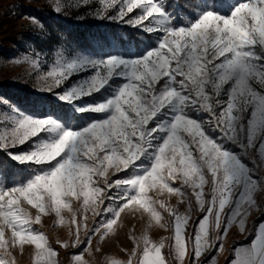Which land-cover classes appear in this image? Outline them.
<instances>
[{"label": "snow or ice", "instance_id": "1", "mask_svg": "<svg viewBox=\"0 0 264 264\" xmlns=\"http://www.w3.org/2000/svg\"><path fill=\"white\" fill-rule=\"evenodd\" d=\"M216 2L190 5L196 10L184 19L180 5L169 11L166 0H105L99 18L155 40L135 55L70 53L54 60L41 79L43 90L64 105L61 112L28 114L5 102L0 151L29 166L31 174L11 186L0 181V264H16L10 248L22 252L26 244L34 246L33 264H59L46 234L33 227L50 214L69 227L71 242L56 241L68 249L82 243L81 229L89 246L93 235L103 241L133 206L148 214V228L153 222L166 227L159 205L172 217L170 248L177 264L186 256L189 264H200L233 224L243 232L254 211L264 212V0H230L227 11L214 7ZM117 4V14L107 16ZM135 9L139 13L129 17ZM74 76L81 78L54 91ZM101 93L100 101L86 99ZM25 144L26 150L11 151ZM177 180L181 187H172L170 181ZM154 191L177 195L189 212L194 197L205 213L191 250L185 238L190 216L155 200L149 195ZM89 212L103 217L91 229ZM222 224L223 234L213 235ZM131 239L127 261L109 257L107 264H168L164 238L153 241L145 231ZM223 247L221 242L217 251ZM233 252L231 264H264V222L249 246ZM71 258L88 264L82 254Z\"/></svg>", "mask_w": 264, "mask_h": 264}, {"label": "rangeland", "instance_id": "2", "mask_svg": "<svg viewBox=\"0 0 264 264\" xmlns=\"http://www.w3.org/2000/svg\"><path fill=\"white\" fill-rule=\"evenodd\" d=\"M169 5L168 10L172 11L176 4L180 5L179 15L184 19H188V14L196 9L190 5H196L204 8L212 4V0H166ZM221 11H227L230 6V0H217L213 5ZM105 7V0H0V109H2L7 102L8 106H16L20 111L28 114H39L42 111L61 112L64 105L57 100V98L50 92L44 91V81L41 79L42 75L50 70L52 62L62 56L67 57L70 53L75 55L86 56H103L107 53H120L135 55L138 50H143L146 45L155 40V35L149 38V34L141 32L139 29L130 25L118 22L111 19H101L99 14ZM59 8V11H57ZM119 4L113 8L107 9V16H115L118 12ZM139 9H135L129 14V17L136 16ZM37 15L46 17L48 15L55 17L64 22L67 28H72L77 25L91 23V33H88V43L84 48L79 50H64L56 49L52 53H41L33 49V47L26 43L23 38L27 36L37 37L44 33V28L41 22L36 18ZM28 17H35L38 23H33ZM128 17H125L127 19ZM148 22L145 21V24ZM125 28L124 31L120 29ZM11 38V39H10ZM21 47L24 50H20ZM39 53V56H36ZM4 55V56H3ZM7 55V57H5ZM87 73H81V76ZM80 76H74L72 81L67 82L54 91L60 92L63 87L79 80ZM104 98V94H96L89 99L92 102L100 101ZM78 116L80 114H77ZM95 115V114H93ZM197 118H201L196 113H193ZM75 123V121H74ZM208 134L216 136L211 128H207ZM28 145L19 146L11 151L19 152L26 150ZM16 165L13 171V177L6 173H0V181L11 186L14 183L26 180L31 172L27 165H20L13 161ZM54 163V162H53ZM35 168L37 166H31ZM123 176L124 173H120ZM115 179V177H112ZM172 187H181L180 181L174 183L170 181ZM189 192L190 190L184 189ZM207 191V190H206ZM155 200H163L166 205L178 208L180 213H188L190 216L189 223L185 230V238L188 240V248L191 250L194 240L196 225L199 220L205 215L200 211L192 197V208L189 212L187 203H179V197L174 194H169L167 191L159 193L157 191L150 192ZM105 203H108L107 201ZM79 202L74 201L73 207L79 208ZM24 207L31 212L33 217L37 214L35 209L24 204ZM157 210L161 212L164 217L166 227H160L154 222L151 228H148L149 216L138 209V206H133L121 213L120 219L115 227V232L109 234L103 241L100 240L99 235L92 236V242L89 246L84 230L81 229L80 238L82 243L78 247H69L68 249L61 248L56 241L68 240L69 227L67 225L57 224L54 214L42 216V222L39 225H33L34 229L46 234L51 246L59 253L57 259L59 264H74L72 254H82L88 264H107L109 257L118 258L122 261H127L128 254L134 247L131 237H139L145 231L148 232L150 239L159 242L162 238L165 239L166 247L162 250L168 264H177L174 255L171 251L170 245L173 243L172 237L174 235L172 217L156 205ZM227 209L225 215H227ZM87 219V226L89 229L94 227V222L103 219V217L93 218L89 212ZM64 216L70 219V213L64 212ZM77 219H80L78 215ZM264 220V212L254 211L248 218L245 224L244 231L241 232L237 224H233L229 228L226 236L222 241H218L211 250L200 257V262L208 256L207 261H212L210 264L223 262L231 259L236 255L233 252L239 245H246L252 241L255 229L260 222ZM75 226H73L74 230ZM224 225L217 231L216 234H223ZM103 231V229L101 230ZM10 237V233H6V238ZM223 243V251L218 252L217 249L220 243ZM90 247L91 255L87 250ZM99 248L100 251H96ZM124 250H127L124 251ZM241 252L243 248H240ZM10 251L15 256L16 264H33L34 246L24 245L23 251L19 247L10 248ZM138 258V257H137ZM174 261V262H173ZM189 264L186 256L184 263Z\"/></svg>", "mask_w": 264, "mask_h": 264}, {"label": "trees", "instance_id": "3", "mask_svg": "<svg viewBox=\"0 0 264 264\" xmlns=\"http://www.w3.org/2000/svg\"><path fill=\"white\" fill-rule=\"evenodd\" d=\"M36 18L41 22L44 33L37 37L27 36L23 38L26 39L25 42L30 44L36 51L50 54L56 49L79 50L84 48L88 43L87 35L91 33V23L67 28L64 22L50 15L43 17L36 14ZM124 30L125 28L120 29V31ZM20 50L22 51L24 49L21 47ZM5 57H7V55H5ZM15 169V163L5 152L0 151V173L3 172L13 177V171H15ZM208 258L207 256L203 262H207Z\"/></svg>", "mask_w": 264, "mask_h": 264}, {"label": "crops", "instance_id": "4", "mask_svg": "<svg viewBox=\"0 0 264 264\" xmlns=\"http://www.w3.org/2000/svg\"><path fill=\"white\" fill-rule=\"evenodd\" d=\"M262 222H264V220L262 221ZM262 222H260L259 224H258V226L259 225H261V223ZM258 226L256 227V229L258 228ZM256 229H255V234H254V237H253V239L255 238V235H256ZM252 239V240H253ZM252 242V241H251ZM251 242H249L248 244H246V245H239V246H237L235 249H240V248H243V246H249L250 244H251ZM234 259H236V257L235 256H233L231 259H229V260H226V261H224L225 263L224 264H231V261H233ZM212 261L210 260V261H207V262H200V264H210ZM184 264H188V263H184ZM216 264H223V262H217Z\"/></svg>", "mask_w": 264, "mask_h": 264}]
</instances>
